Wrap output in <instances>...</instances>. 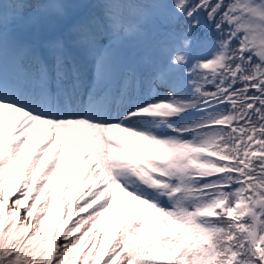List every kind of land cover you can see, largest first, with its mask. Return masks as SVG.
I'll return each instance as SVG.
<instances>
[{
	"label": "snow or ice",
	"instance_id": "obj_1",
	"mask_svg": "<svg viewBox=\"0 0 264 264\" xmlns=\"http://www.w3.org/2000/svg\"><path fill=\"white\" fill-rule=\"evenodd\" d=\"M89 260L264 264V0H0V264Z\"/></svg>",
	"mask_w": 264,
	"mask_h": 264
},
{
	"label": "rangeland",
	"instance_id": "obj_2",
	"mask_svg": "<svg viewBox=\"0 0 264 264\" xmlns=\"http://www.w3.org/2000/svg\"><path fill=\"white\" fill-rule=\"evenodd\" d=\"M6 7H7V5H6ZM47 34V33H46ZM57 35H60V33H57ZM40 38H49V39H52V38H54L53 36H49V37H44V36H41ZM158 40H159V42L162 44V45H165V44H169L170 42H169V40H168V37H166V36H163V35H160L159 37H158ZM129 47H131V45L129 46ZM88 63L90 64L91 63V60H90V58H89V60H88ZM16 197H13V199H15ZM22 214H23V210H22ZM69 226H71V224H69ZM99 241H100V237L98 236L95 240H92V242L93 243H99ZM87 243V242H86Z\"/></svg>",
	"mask_w": 264,
	"mask_h": 264
},
{
	"label": "trees",
	"instance_id": "obj_3",
	"mask_svg": "<svg viewBox=\"0 0 264 264\" xmlns=\"http://www.w3.org/2000/svg\"><path fill=\"white\" fill-rule=\"evenodd\" d=\"M212 36V39H215V33H211L210 37ZM63 239H61L60 243H63ZM53 264H55V261L53 262ZM76 264H80V261H76ZM89 264H92L91 260H89ZM101 264H103V262H101Z\"/></svg>",
	"mask_w": 264,
	"mask_h": 264
}]
</instances>
